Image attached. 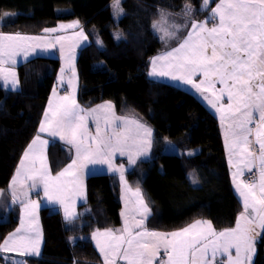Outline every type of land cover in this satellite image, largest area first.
Instances as JSON below:
<instances>
[{"label": "trees", "instance_id": "trees-1", "mask_svg": "<svg viewBox=\"0 0 264 264\" xmlns=\"http://www.w3.org/2000/svg\"><path fill=\"white\" fill-rule=\"evenodd\" d=\"M218 2L122 0L123 14L116 18L114 0H0V33L36 36L62 22L79 21L92 41L78 55L81 105L90 108L112 101L120 115L139 117L154 129L151 158L128 174V180L145 193L153 211L148 225L154 230H179L207 220L222 231L234 228L244 210L233 187L218 117L195 93L149 75L152 57L176 48L187 36V28L182 29L165 47L152 27L160 13L176 17L189 6L190 14H183L190 26L209 20ZM59 68L58 57L39 56L18 67L21 90H6L0 79V244L19 223L18 207L10 208L8 187L37 134ZM170 141L175 150L168 149ZM50 154L55 170L71 160V153L58 142ZM87 187L89 211L84 216L67 222L59 212L42 210L45 246L35 264H103L91 235L121 225L120 183L114 176L98 174L89 177ZM255 237L253 264H264V231ZM4 259L0 255V261Z\"/></svg>", "mask_w": 264, "mask_h": 264}, {"label": "snow or ice", "instance_id": "snow-or-ice-1", "mask_svg": "<svg viewBox=\"0 0 264 264\" xmlns=\"http://www.w3.org/2000/svg\"><path fill=\"white\" fill-rule=\"evenodd\" d=\"M204 3L207 4L208 0H204ZM113 8L115 9L114 15H119L122 12L120 0H114ZM11 15L13 14H5L8 17ZM160 15L161 20L153 23V29H158L165 36L173 35L168 31L165 14L161 12ZM213 16L218 18L216 26L209 29L203 23H193L192 31L188 33L187 38L180 43L179 47L173 48L152 61L153 69L150 75L172 76L173 79L193 85L198 92H210L214 99L207 96L204 99L221 114V121L223 122L226 117L233 119V123L226 127L225 136L227 141V137L231 135V140L228 141L229 159L231 160L233 155L237 157L233 172L234 180L243 175L244 168L251 171L255 166V154L249 149V145L252 143L249 137L254 133L255 143L259 146V180L256 184L236 181L235 187L243 198L244 212L240 214L236 227L232 229L217 233L212 228L210 221H197L181 231L167 235L146 230L133 235L129 230L128 221L125 220L123 233L119 236L110 231L94 234V237L104 236L108 240L105 246L100 244L97 239L100 252L105 254L106 264H114V260L109 259L108 250L120 255L122 260L127 261V264H153L161 247L167 252V264H213L217 252L227 254L228 264H250L251 256L255 251L252 244V238L256 235L255 227L264 229V0H219L213 9ZM60 27H76V24L61 25ZM55 31L57 29H44L45 33ZM115 38L120 39L121 34L116 33ZM41 39V37H31L19 33H0V75L5 81L11 77L10 83L13 89L18 84L16 74L5 69L3 65L9 62L15 64L16 56L20 52H23L27 57L30 51L36 50V47H55V43H59L62 37L58 36L55 38V42L45 41L44 44H38L35 47L25 43ZM61 51L63 52V46H61ZM67 59L70 64L71 56ZM157 60L166 61L167 70L158 72L156 69ZM197 74L203 76L198 84L192 79ZM216 82L223 85L218 90V94L213 91ZM68 84L73 88V95L61 97L60 102L55 105L52 102L49 103V110L45 113V122L40 127L41 132L51 130L54 136L66 132L69 143L76 148L77 157L87 163H108L111 167V155L117 151L121 155L125 154L124 148L129 145V141L132 145L137 146L136 155H147L142 146L150 143V140L146 138L151 137V129L135 120L129 121L116 117L112 112L113 105L110 103L101 105L98 109H92L87 113V116L96 121L97 136L91 138L95 141V148L91 144L85 143L83 139L86 135L84 122L87 117L80 114L84 110L79 108L75 102L73 81L69 80ZM205 84L208 87H203ZM225 96L229 101L227 105L220 103ZM218 104L219 107H217ZM101 120H103L106 129L111 126L110 131L105 132L104 135H101L99 126ZM253 123H255V129L250 127ZM118 127L121 129L120 131H117ZM61 138L64 137L61 136ZM37 144L41 146L40 151L42 152L46 141L40 140L39 136L33 140L28 151L24 153L16 176L13 177L11 182L13 202L18 199L15 185L22 184L20 180L22 173L25 178L32 180L30 186L33 188L37 186L38 178L44 186L45 196L50 199V180H59L65 175L78 177V172L71 171L76 168V160H73L72 164L68 165L59 176L53 178L48 175L44 157L35 155L34 149ZM30 154H32L33 164L36 159L41 160L39 170L34 167L32 169L25 167V161L29 160ZM128 155L130 163L135 164L133 155L131 153ZM188 155H193V153L190 152ZM97 156L108 158L97 159ZM119 171L121 180H123L122 166ZM189 179L193 183L196 182L191 174ZM77 194L83 196L82 188ZM23 195L27 198L28 192L24 191ZM133 195L136 197V203L142 216V219L137 221L134 226L141 228L143 219L146 218L145 214L149 212V209L139 189ZM23 207L27 214L29 209L34 210L37 207V203L27 200L23 203ZM75 215L74 212L68 210L66 205V219L72 220ZM21 232L24 235H20ZM30 233H35V238ZM210 237L212 239H209ZM233 248L236 253L235 257L231 253ZM18 249L36 254L39 251L38 229L26 228L23 220L21 227L11 233L3 244H0L2 252H14ZM121 249H123L122 252Z\"/></svg>", "mask_w": 264, "mask_h": 264}, {"label": "crops", "instance_id": "crops-1", "mask_svg": "<svg viewBox=\"0 0 264 264\" xmlns=\"http://www.w3.org/2000/svg\"><path fill=\"white\" fill-rule=\"evenodd\" d=\"M216 5H215V7H216ZM209 20H210V24L206 20L204 22H200V23L206 24V27L209 29L216 26V24H218V18H216V17H214V20H212V16L210 15ZM197 23L200 24L199 22H197ZM71 24H76V27H64V28L60 27L61 25L67 26V25H71ZM53 29H57V31L49 32V33L43 32V34L31 36V37H41L42 38L41 40H38V41L32 40L33 47H35L38 44H44L45 41L55 42L56 37H58V36L62 37V40L59 43H55V47H45V48L36 47V50L30 51V53L27 57L24 56L23 52H20L16 56L15 64L9 62V63H6L3 65V67L5 69H7L11 72H14L16 74V78L18 79V84L16 85L15 89H13L11 86V83H10L11 77H9L8 81H5L3 79V76L0 75V79H1L2 86L6 90L19 91V90H21V80L19 77L18 67L21 64H23L25 61H27L31 58L39 57V56L40 57H58L59 58L60 68H59V71L57 73L56 82H55L53 89L51 91V94L49 96L47 105L45 107L44 115H43L41 122L39 124V127H38L37 134L33 138V140H34V139H36L37 136H39L40 140L46 141V144L43 145L42 152L40 151L41 146L39 144H37L35 146L34 151H35L36 156H43L44 157V163L47 166L48 175H50L51 177L55 178V177L59 176V174L61 172H63L64 169H66L68 167V165L72 164L73 160H76V168L72 169L71 171L72 172H78V177L77 176H71V175H65L63 177H60L59 180H55V179L50 180V182H49V193H50V197H51V199H50L49 197L45 196L44 186L42 183L39 182L38 178H37V186L33 188L30 186L32 184V180L25 178L23 173H22V175L20 177L22 184L17 183L15 185L16 195H17L18 199L16 202H13L12 190H11L13 186H12L11 182L13 180V177L16 176L17 169L20 167V162L24 158V153L26 151H28L29 145L32 144L33 140L30 142V144L27 146L26 150L24 151V153H23V155H22V157H21V159L17 165V168L13 174V177H12L11 182H10L9 187H8V193L12 199V204H11L10 208H13V206H17L19 209V223H18L17 227L15 228V230L12 231L11 233L15 232L17 228L21 227V221L22 220L25 222L26 228H28V227L37 228L39 231V251H38V254L32 253L30 251H24L23 249H18L14 252H2V251H0V255H2L5 258L4 260L0 261V264H35V261L42 259L43 250H44V246H45V233H44L43 223H42V219H41L42 210L44 208H49L51 210L59 212L62 214L63 218L67 222L74 221V220L84 216L89 211V205H88L89 198H88L87 182H88L89 177L93 176V175L107 174V175L114 176L119 180L120 189H121V202H122V206H123L122 211H121L122 223L120 226L111 227L108 229H97V230L92 232V235H91L92 241H93L94 245L96 246V248L98 249L99 252H100V250H99V246L97 244V239H99L100 244L105 245V246L107 245L108 240L104 236L94 237V234L104 233V232L110 231L114 235L119 236L123 233V230L125 227V220L128 221L129 230L133 233V235L136 232L144 231V230H146L148 232H157V233H162V234L167 235V234H171L173 232L181 231L182 229L189 227L190 225L194 224L197 221L208 222L207 220H196V221H193L191 224H189L188 226H186L182 229L173 230V231H158V230L151 229L149 227L148 223H149L150 218L153 216V211L149 205V202H148V200L145 196V193H144L143 189L141 188V186L131 183L128 180V174L131 170H133L136 167V165L140 161L148 160L151 158L153 145H154V139H155V131L149 124H147L146 122L141 120L139 117L120 115L117 111L115 103L112 101H106V102L100 103V104L95 105V106L90 107V108L83 107L81 105V103L79 102V93H80V88H81V81H80V74H79V69H78L77 63H78L79 51L85 47H88L92 43L91 38L89 36L88 31L77 20L71 21V22H62L57 27H55ZM15 34H17V33H15ZM21 35H24V34H21ZM85 37H86V39H85ZM29 42L30 41H27L25 43L27 45H29ZM61 46H63V52L61 51ZM177 47H179V46H177ZM69 56H71L70 64H69L68 59H67ZM62 69H63V71H62ZM73 70H74V72H73ZM152 78L155 80H158L155 77H152ZM192 79L194 80L195 83L198 84L203 79V76L201 74H197L194 77H192ZM69 80H72L73 84L75 85V92H74L75 102L79 106V108L84 110L80 114L87 117L85 122H84V127L86 128V135L83 139H84L85 143L91 144L92 147L95 148V141L92 140L91 138L97 136L96 121L93 120L90 116H87V113H89L92 109H98L99 106H101V105H105V104L110 103L111 105H113L112 112L114 113V115L116 117H121V118L127 119L129 121L135 120L138 123L144 125L145 127L151 129V137L146 138V139L150 140V143L142 146V149L144 151H146L147 155H136L137 150H138L137 146L132 145L131 141H129V145L124 148L125 154L121 155V153L117 151L111 155V157H110L111 167L109 166L108 163H87L82 158L77 157L76 148L73 144L69 143V138L67 137L66 132H62L60 135H55V136L52 135L51 130L41 132L40 127H41V124L45 122V113L48 112V110H49V107H48L49 103L52 102L55 105V104L60 102L61 97L73 95V88L71 85L68 84ZM164 82H167V81H164ZM171 84L187 90V88H185V87L176 85L174 83H171ZM203 87L206 88V87H208V85L205 84ZM221 87H223V85H221L219 82H216L215 89L213 91H216L218 94V90ZM189 90L192 93H195L196 95H198L199 99L216 115V117H218V119L221 122L222 134H223V137L226 141V136H225L226 127H227V125H230L233 123V119L226 117L223 122L221 121V114L217 111L216 108H213L207 102L206 99H204L205 96L209 97L210 99H214V97H212L210 92H198L193 85L190 89H188V91ZM54 93H55V95H54ZM220 103L227 105L229 103V101H228L227 97L225 96V98ZM217 107H219V104L217 105ZM50 115L51 114L49 113V116ZM117 124H119V122H117ZM99 126L101 129V135H104L105 132L110 131L111 126H109V129H106L103 120L100 121ZM250 127L255 129V123L250 125ZM120 130L121 129L118 127L117 131H120ZM61 136H63L64 138L62 139ZM249 139L252 141V143L249 145V149H250V151H252L255 154V157H256V159L254 160L255 166L252 167L251 171L252 172L258 171L259 172V159H258V157H259V146L255 143L254 133L252 136L249 137ZM230 140H231V135H229L227 137V141H226L227 147H228V141H230ZM57 142L60 143L63 147H65L71 153V160L60 170H55L54 163L52 161V157L50 154L52 145H54ZM129 153H131L133 155V157L135 158V164L130 163L129 155H128ZM233 156H234L235 162H233L232 159L231 160L229 159V151H228V161H229V164L232 166V173H231L232 181H233V175L232 174L235 171L234 165L237 163V157L235 155H233ZM96 158L97 159H100V158H106L107 159L108 157L97 156ZM121 166L123 167V178H124L123 180H121V173L119 171ZM241 166L243 168V165H241ZM25 167L27 169H32L34 167L35 169L39 170L41 168V160L36 159L34 161V164H33L32 154H30L29 160L25 161ZM112 169H116V170L114 171ZM244 171L245 172L247 171V175L244 177V180L248 181V179H247L248 174L251 171H249L247 168H244ZM258 180H259V173H258V176L255 179V181L252 183L250 182V184H256L258 182ZM81 188L83 190V196L77 194ZM137 189L140 190L141 196H142L145 204L147 205V207L149 209V212L147 214H145L146 218L143 219V226L141 228H137L134 226L137 221H140L142 219V216H141L140 210H139V206L136 203V197L133 195V193ZM24 191L28 192L27 198H25L23 195ZM0 195H2V194H0ZM27 200L35 201L37 203V207L34 210L29 209L28 213L26 214L25 209L23 207V203L26 202ZM61 201H63V203H61ZM66 205L68 206V210L70 212H74L76 214L75 218L72 220L66 219V216H65V206ZM243 212H244V210H243ZM211 225H212V228L217 233L221 232V231L217 230L212 223H211ZM255 231H256V234H258L260 232H263L264 229H261L260 227L256 226ZM11 233H9L5 237V239H7ZM20 235H24V233L21 232ZM30 235L33 238H35V233H30ZM5 239L3 240V242L1 244L4 243ZM209 239H212V238L210 237ZM252 244H253L255 251L251 256L250 264H253L255 256H256V240H255V238H252ZM125 247H126V245H125ZM120 251L122 252L123 249H121ZM231 253H232V256L235 257V255H236L235 250H231ZM100 254L102 256L103 264H106V261L104 259L105 254L101 253V252H100ZM108 256H109L110 260H114V264H127V261L122 260L120 255L114 254L111 250H108ZM215 262H217V264H221V262H222V264H228L227 254L217 252ZM153 264H167V252L165 251V249L163 247H161L159 249L157 255L155 256V258L153 260Z\"/></svg>", "mask_w": 264, "mask_h": 264}, {"label": "rangeland", "instance_id": "rangeland-1", "mask_svg": "<svg viewBox=\"0 0 264 264\" xmlns=\"http://www.w3.org/2000/svg\"><path fill=\"white\" fill-rule=\"evenodd\" d=\"M210 2H211V0H210ZM121 3H122V0H120V9H122L121 8ZM210 5V4H209ZM188 8H189V6H187L186 7V9H185V11L183 12V13H187V14H190V11L188 10ZM114 9V8H113ZM193 9V7L190 9V10H192ZM213 9H215V7L213 8ZM188 10V11H187ZM114 11H115V9H114ZM113 11V12H114ZM180 14V15H178V16H176V17H174V15H171V14H168V13H164L165 14V18L167 19V27H168V31L169 32H171V33H173V35H171V36H165L164 34H163V32H161V31H159L158 29H157V32H158V34L161 36V38L163 39V43H164V46L165 47H167L168 45H171V43H173V42H175L176 41V39H177V37H178V34H179V31L180 30H182V29H186V32H185V34L186 35H188V33L189 32H191L192 31V27H191V25L189 26V24L191 23V21L189 20V18L185 15V14ZM122 14H123V12H121L119 15H115V17L116 18H120L121 16H122ZM210 15L212 16V20H214V17H213V10H212V12L210 13ZM189 16V15H188ZM209 17V16H208ZM207 17V18H208ZM188 18V19H187ZM161 20V15L159 16V18L157 19V21L156 22H158V21H160ZM206 19H204V21H205ZM204 21H201V22H204ZM206 21H208V20H206ZM200 23V22H199ZM198 24V23H197ZM206 25V24H205ZM4 34H8V33H4ZM187 37V36H186ZM185 37V38H186ZM184 38V39H185ZM183 39V40H184ZM183 40L180 42V43H182L183 42ZM180 43L178 44V46L180 45ZM29 45L30 46H32L33 47V45H32V41H30L29 42ZM168 51H171V50H165V51H163V52H161V53H159V54H157L156 56H153L152 57V59H151V66H150V70H149V75H150V73L152 72V69H153V64H152V61L155 59V58H157V57H160V56H163L166 52H168ZM165 65H166V61H162V60H157L156 61V69H157V71L159 72V71H164V70H167L166 69V67H165ZM176 75H179V73H176ZM151 77H155V78H157L158 80H162V81H167L166 83H168V84H171V83H174V84H176V85H179V86H182V87H185V88H187V90L188 89H190L191 87H192V85H189V84H186L184 81H182V80H179V79H173V77L172 76H152V75H150ZM173 85V84H172ZM186 90V89H185ZM190 91V90H189ZM170 148V150H175V148H176V144L173 142V141H170L169 142V146H168V149ZM232 161L233 162H235V159H234V156L232 157ZM234 164V163H233ZM242 167V166H241ZM231 172H232V166H231ZM258 171L257 172H249V174H248V181H245L244 180V177L247 175V171L245 172L244 170H243V175L242 176H238L237 178H236V180H234V178H233V187H234V190H235V192H236V194L239 196V199H240V201L243 203V198L239 195V192H238V190L236 189V187H235V184H236V181L237 180H239V181H243V183H246V184H250V182L252 183V182H254L255 181V179L257 178V176H258ZM233 175V174H232ZM251 175H252V178H251ZM232 229V228H231ZM222 231H224V230H222ZM253 238H255V240H256V252H257V239H256V237L255 236H253ZM231 250H235L234 248L233 249H231ZM213 264H217V262H214Z\"/></svg>", "mask_w": 264, "mask_h": 264}, {"label": "built area", "instance_id": "built-area-1", "mask_svg": "<svg viewBox=\"0 0 264 264\" xmlns=\"http://www.w3.org/2000/svg\"><path fill=\"white\" fill-rule=\"evenodd\" d=\"M251 178H252V175H251Z\"/></svg>", "mask_w": 264, "mask_h": 264}]
</instances>
